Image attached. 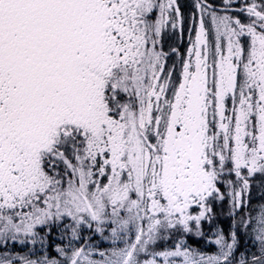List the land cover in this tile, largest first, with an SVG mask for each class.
<instances>
[{
    "label": "snow or ice",
    "instance_id": "obj_1",
    "mask_svg": "<svg viewBox=\"0 0 264 264\" xmlns=\"http://www.w3.org/2000/svg\"><path fill=\"white\" fill-rule=\"evenodd\" d=\"M0 264H264V0H0Z\"/></svg>",
    "mask_w": 264,
    "mask_h": 264
}]
</instances>
